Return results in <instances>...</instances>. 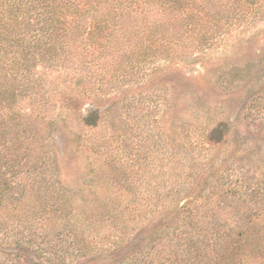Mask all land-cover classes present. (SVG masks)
<instances>
[{
	"label": "rangeland",
	"instance_id": "1",
	"mask_svg": "<svg viewBox=\"0 0 264 264\" xmlns=\"http://www.w3.org/2000/svg\"><path fill=\"white\" fill-rule=\"evenodd\" d=\"M37 70L46 76V144L56 165L19 201L24 221L3 249L54 247V264H130L180 228L184 214L173 210L194 206L210 177L229 193L232 169L242 168L264 187V20L150 65L106 94L68 70ZM19 107L30 113L25 101ZM102 111L83 148L78 119ZM210 162L215 170L202 173ZM16 258L0 252V264Z\"/></svg>",
	"mask_w": 264,
	"mask_h": 264
},
{
	"label": "trees",
	"instance_id": "2",
	"mask_svg": "<svg viewBox=\"0 0 264 264\" xmlns=\"http://www.w3.org/2000/svg\"><path fill=\"white\" fill-rule=\"evenodd\" d=\"M262 20L264 0H0V252L19 264H54L58 254L18 242L16 253L3 249L12 226L24 221L19 201L33 193L29 186L49 181L55 164L46 144L53 128L45 115L46 76L38 68L68 70L106 94L150 65L203 50L231 28ZM24 101L29 114L20 110ZM104 115L78 119L83 148L85 131ZM223 135L221 125L211 131L215 142ZM211 170L214 162L202 173ZM232 172L229 193L210 177L194 206L173 210L184 214L180 228L130 264H264V187L242 168Z\"/></svg>",
	"mask_w": 264,
	"mask_h": 264
}]
</instances>
